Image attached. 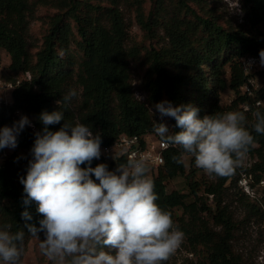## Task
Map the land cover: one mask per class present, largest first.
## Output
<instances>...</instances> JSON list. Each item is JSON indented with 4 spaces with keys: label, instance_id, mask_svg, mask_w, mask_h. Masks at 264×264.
<instances>
[{
    "label": "trees",
    "instance_id": "1",
    "mask_svg": "<svg viewBox=\"0 0 264 264\" xmlns=\"http://www.w3.org/2000/svg\"><path fill=\"white\" fill-rule=\"evenodd\" d=\"M239 3L242 14L232 17L217 0H0V63L2 50L10 55L9 70L3 75L12 78L26 71L32 75L11 91V103L0 102V129L11 127L21 116L32 124L17 136V147L28 155H12L0 164V225L9 223L12 232L24 231L27 241L31 235L21 213L29 211L28 223L37 227L43 218L35 201L24 205L26 194L20 183L32 159L35 133L43 129L38 119L42 111L64 112L65 121L50 125V131H58L64 122L83 123L93 135L100 134L101 147L122 134L143 139L154 132V123H160L155 105L162 101L174 107L192 105L201 119L217 112L243 111L245 127L255 140L247 154L252 158L249 165L244 163L230 176L198 177L203 169L195 166L194 157L190 156L194 167L188 171L184 157L182 164L172 159L182 150L168 146L164 163L157 170L149 167L147 175L155 184L156 203L171 213L189 249L200 256L199 264H258L236 244L245 224L264 221V185L261 197H256L240 184L245 176L253 190L264 180V135L252 127L254 112L264 113V84L252 94L246 92L243 85L249 75L241 64L242 56L264 50V0ZM38 5L56 9L45 20L41 39L31 33ZM133 18L146 38L157 44L143 47L132 37ZM136 61L146 65L147 100L135 94L132 65ZM70 88L78 95L65 105L62 97ZM227 89L234 91L235 98L224 104L222 94ZM169 123V134L181 130L173 118ZM127 161L124 154H117L107 162L101 154L91 167L105 163L114 170ZM179 176H185L187 191L169 190L168 181ZM236 207L244 211L243 217Z\"/></svg>",
    "mask_w": 264,
    "mask_h": 264
},
{
    "label": "clouds",
    "instance_id": "2",
    "mask_svg": "<svg viewBox=\"0 0 264 264\" xmlns=\"http://www.w3.org/2000/svg\"><path fill=\"white\" fill-rule=\"evenodd\" d=\"M259 59L264 66V50ZM253 63L245 64L248 70ZM77 95L70 88L62 102L68 105ZM155 109L161 118H173L181 129L169 134L165 123L153 125L164 146L182 150L173 161L182 164L184 155L192 156L195 166L209 176L232 175L255 143L243 111L217 112L201 119L192 105L174 107L162 101ZM254 116V131L264 135V113L257 110ZM38 119L43 129L35 133L32 159L20 183L26 194L24 205L35 201L43 218L37 227L28 223L29 211L21 217L32 237L39 239L38 233L43 232L45 238L39 239L43 255L52 264H164L169 260L183 243L184 233L174 225L171 213L156 203L147 157H131L114 170L105 163L93 168L92 160L101 156L99 133L93 135L89 126L79 122H64L58 131H50V125L65 121L61 110L42 111ZM26 126H32L31 121L21 116L11 127L0 129V149H15L17 136ZM84 164L89 166L82 168ZM11 228L9 223L0 225V264L21 262L25 232Z\"/></svg>",
    "mask_w": 264,
    "mask_h": 264
},
{
    "label": "rangeland",
    "instance_id": "3",
    "mask_svg": "<svg viewBox=\"0 0 264 264\" xmlns=\"http://www.w3.org/2000/svg\"><path fill=\"white\" fill-rule=\"evenodd\" d=\"M222 5V8L228 14V16L237 17L241 16V5L239 0H217ZM238 3V7L235 5ZM150 1L147 2L146 7L149 8ZM56 11L55 8L51 6L38 5L36 8L35 17L31 21V33L41 39L43 35V31L45 30L46 24L45 20L49 15H52ZM130 25V33L133 38L136 39L138 43L143 45V47H149L151 43L157 44L156 41H150L146 38L144 31L139 27L136 20L133 18L131 20ZM142 47V48H143ZM144 49V48H143ZM36 48H32V51H35ZM10 63V55L2 50V61L0 63L1 67L4 71L9 70ZM146 65L142 64V61H136L132 65V74H133V84L135 88L136 96L139 95L142 97V100H147L148 92L146 90ZM255 79H256V87L264 84V67H261L255 71ZM244 91V90H243ZM235 98V93L231 89H227L222 94V102L224 104H229ZM246 105V104H245ZM155 115L160 123H165L168 127L169 117L165 116L161 118L160 114L155 110ZM151 136V135H149ZM6 153L7 156L3 154ZM119 150L114 149L110 153L105 155L106 161L109 162L111 160H115L117 158V154ZM14 156L16 158L24 157L28 155V152L25 149H21L16 147L12 148H4L0 149V164H2L5 159L9 156ZM190 156L184 155V159L187 164V169L189 171L191 166ZM252 162V158L247 155L245 159V165H249ZM156 174V173H155ZM154 174V175H155ZM206 174L204 170L198 171V177L200 175ZM244 177V176H243ZM241 185L242 182H240ZM264 181L261 184L257 185L253 192L250 194L252 196L261 197L263 191ZM168 188L171 189H179L182 191H187V181L185 176H179L168 181ZM251 189V188H250ZM245 190V189H244ZM252 190V189H251ZM237 215L239 217L244 216V211L238 207ZM38 237L40 240H43L44 234L43 232L38 233ZM35 237H29L27 241H24V251L22 254V259L20 264H52L51 261L47 259L41 252L39 247L40 240ZM238 250L243 253L250 260L254 261L258 264H264V221H255L252 220L250 224H245L243 226L242 234L240 236V240L236 244ZM200 256L194 253L189 249L185 239L181 246L176 250V252L169 258V260L165 261L164 264H199Z\"/></svg>",
    "mask_w": 264,
    "mask_h": 264
},
{
    "label": "built area",
    "instance_id": "4",
    "mask_svg": "<svg viewBox=\"0 0 264 264\" xmlns=\"http://www.w3.org/2000/svg\"><path fill=\"white\" fill-rule=\"evenodd\" d=\"M248 61H254L250 70H248L245 65ZM241 64L244 72L249 75L247 82L243 85V89L249 94H252L256 87V79L253 76V73H255L257 69L264 67L260 65L259 52L242 56ZM31 77V72L26 71L22 75H14L12 78H7L3 75V68L0 65V102L11 103V91L19 85L22 80L31 79ZM260 103L261 101H257V104ZM244 107L247 108V105L244 104ZM167 147L163 145L160 138L154 132L145 135L143 139L138 135L131 136L122 134L111 145L101 147V154L106 155L117 148V150H119L118 155L124 154L127 159L131 157L139 158L140 156L147 157L149 167H153L157 170L158 167L164 163L165 150ZM3 155L7 156L6 153ZM240 182H242L244 189L248 193L253 192V190L250 189L245 176Z\"/></svg>",
    "mask_w": 264,
    "mask_h": 264
}]
</instances>
